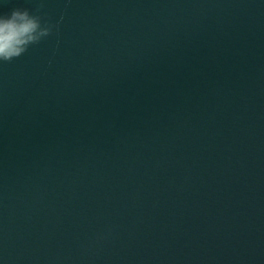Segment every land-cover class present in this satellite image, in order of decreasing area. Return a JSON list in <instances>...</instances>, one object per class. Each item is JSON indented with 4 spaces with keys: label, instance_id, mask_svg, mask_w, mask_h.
Segmentation results:
<instances>
[{
    "label": "water",
    "instance_id": "95a60500",
    "mask_svg": "<svg viewBox=\"0 0 264 264\" xmlns=\"http://www.w3.org/2000/svg\"><path fill=\"white\" fill-rule=\"evenodd\" d=\"M52 33L0 62V264H264V0H0Z\"/></svg>",
    "mask_w": 264,
    "mask_h": 264
},
{
    "label": "clouds",
    "instance_id": "9594fccd",
    "mask_svg": "<svg viewBox=\"0 0 264 264\" xmlns=\"http://www.w3.org/2000/svg\"><path fill=\"white\" fill-rule=\"evenodd\" d=\"M53 25L42 24L41 17L28 9H13L0 15V62H11L26 53L31 45L51 35Z\"/></svg>",
    "mask_w": 264,
    "mask_h": 264
}]
</instances>
